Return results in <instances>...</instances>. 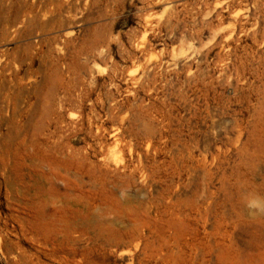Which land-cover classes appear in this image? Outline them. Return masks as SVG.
<instances>
[{"label":"rangeland","instance_id":"374dc122","mask_svg":"<svg viewBox=\"0 0 264 264\" xmlns=\"http://www.w3.org/2000/svg\"><path fill=\"white\" fill-rule=\"evenodd\" d=\"M264 0H0V264H264Z\"/></svg>","mask_w":264,"mask_h":264},{"label":"clouds","instance_id":"9594fccd","mask_svg":"<svg viewBox=\"0 0 264 264\" xmlns=\"http://www.w3.org/2000/svg\"><path fill=\"white\" fill-rule=\"evenodd\" d=\"M245 207L251 216L264 215V196L250 194L245 200Z\"/></svg>","mask_w":264,"mask_h":264}]
</instances>
